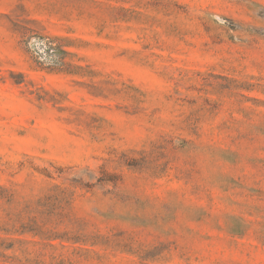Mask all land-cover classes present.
I'll list each match as a JSON object with an SVG mask.
<instances>
[{
  "label": "rangeland",
  "instance_id": "rangeland-1",
  "mask_svg": "<svg viewBox=\"0 0 264 264\" xmlns=\"http://www.w3.org/2000/svg\"><path fill=\"white\" fill-rule=\"evenodd\" d=\"M0 264H264V0H0Z\"/></svg>",
  "mask_w": 264,
  "mask_h": 264
},
{
  "label": "built area",
  "instance_id": "built-area-1",
  "mask_svg": "<svg viewBox=\"0 0 264 264\" xmlns=\"http://www.w3.org/2000/svg\"><path fill=\"white\" fill-rule=\"evenodd\" d=\"M31 44L36 47L41 54H44L45 50L47 49V42L45 40L33 39Z\"/></svg>",
  "mask_w": 264,
  "mask_h": 264
}]
</instances>
